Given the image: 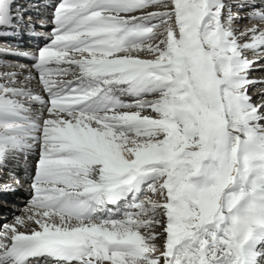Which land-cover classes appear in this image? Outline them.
Returning a JSON list of instances; mask_svg holds the SVG:
<instances>
[{
  "label": "snow or ice",
  "instance_id": "snow-or-ice-1",
  "mask_svg": "<svg viewBox=\"0 0 264 264\" xmlns=\"http://www.w3.org/2000/svg\"><path fill=\"white\" fill-rule=\"evenodd\" d=\"M5 211L0 264H264V0H0Z\"/></svg>",
  "mask_w": 264,
  "mask_h": 264
},
{
  "label": "bare ground",
  "instance_id": "bare-ground-1",
  "mask_svg": "<svg viewBox=\"0 0 264 264\" xmlns=\"http://www.w3.org/2000/svg\"><path fill=\"white\" fill-rule=\"evenodd\" d=\"M19 2L20 3H24V0H19ZM21 63H23V62H21ZM22 197H24V196H19V197L15 198V199L22 200L23 199ZM22 206L23 205H22V202H21L20 204L16 205V208H21ZM4 215H8V211H5L3 214H0V219H2Z\"/></svg>",
  "mask_w": 264,
  "mask_h": 264
}]
</instances>
